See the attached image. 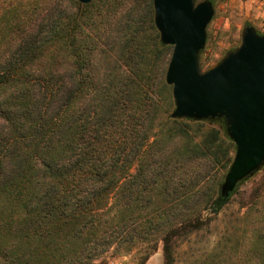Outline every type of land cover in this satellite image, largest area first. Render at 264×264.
<instances>
[{"label":"trees","instance_id":"obj_1","mask_svg":"<svg viewBox=\"0 0 264 264\" xmlns=\"http://www.w3.org/2000/svg\"><path fill=\"white\" fill-rule=\"evenodd\" d=\"M154 16L0 0V264H147L160 246L178 264L197 239L214 242L197 264H264V167L222 196L236 146L224 119L172 118Z\"/></svg>","mask_w":264,"mask_h":264},{"label":"water","instance_id":"obj_2","mask_svg":"<svg viewBox=\"0 0 264 264\" xmlns=\"http://www.w3.org/2000/svg\"><path fill=\"white\" fill-rule=\"evenodd\" d=\"M153 5L161 42L173 47L165 75L175 104L172 118L224 119L236 146L221 187L227 197L264 167V34L245 25L241 44L203 70L200 56L215 5L209 0H153Z\"/></svg>","mask_w":264,"mask_h":264},{"label":"rangeland","instance_id":"obj_3","mask_svg":"<svg viewBox=\"0 0 264 264\" xmlns=\"http://www.w3.org/2000/svg\"><path fill=\"white\" fill-rule=\"evenodd\" d=\"M215 9V17L207 29V46L201 54V60L204 62L203 70L218 63L227 52L236 49L241 44V34L245 25H252L264 34V0H219ZM258 177L259 174L255 178ZM225 229L223 228L222 232ZM233 244L234 241L228 242L230 250ZM213 246V239H197L185 244L179 251L178 264H197L198 258L205 251L211 250ZM107 261L109 264H131L133 259L129 257L118 259L109 255ZM147 264H164L162 246Z\"/></svg>","mask_w":264,"mask_h":264}]
</instances>
